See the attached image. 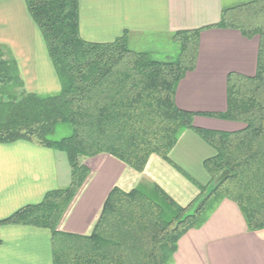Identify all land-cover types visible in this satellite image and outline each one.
I'll list each match as a JSON object with an SVG mask.
<instances>
[{"label":"trees","instance_id":"trees-1","mask_svg":"<svg viewBox=\"0 0 264 264\" xmlns=\"http://www.w3.org/2000/svg\"><path fill=\"white\" fill-rule=\"evenodd\" d=\"M24 1L61 90L28 93L16 60L0 46V144L26 141L65 153L71 183L0 225L49 229L54 264H171L180 239L224 199L239 206L249 230L264 229V0L224 10L213 26L259 39L255 75L230 73L226 111L206 114L242 126L233 132L197 128V114L176 105L179 83L196 67L204 29L174 33L178 56L159 61L130 49L125 36L105 44L85 41L79 0ZM59 128L71 132L57 140ZM186 130L216 151L204 163L211 181L197 184L200 195L194 203L181 207L157 186L130 192L115 188L90 236L58 230L89 175L85 159L106 153L142 173L153 154L168 161ZM225 172L227 177L216 183Z\"/></svg>","mask_w":264,"mask_h":264},{"label":"crops","instance_id":"crops-1","mask_svg":"<svg viewBox=\"0 0 264 264\" xmlns=\"http://www.w3.org/2000/svg\"><path fill=\"white\" fill-rule=\"evenodd\" d=\"M254 0H79L80 34L91 43H112L125 36L130 49L152 57L180 31L204 29L196 67L176 91L179 109L197 114V128L233 132L240 124L207 116L227 108L230 73L254 76L259 39L215 28L224 10ZM161 47H158L161 45ZM0 46H7L19 67L25 90L54 95L61 84L41 31L24 0H0ZM216 151L191 130L184 131L169 160L153 154L142 173L110 154L84 160L89 175L65 211L58 230L90 236L115 188L163 190L181 207L200 195L211 177L204 167ZM71 183L65 153L26 141L0 144V222L40 204L50 192ZM0 264H54L52 234L31 225H0ZM171 264H264V229L251 231L239 206L228 199L210 210L202 225L179 241Z\"/></svg>","mask_w":264,"mask_h":264},{"label":"rangeland","instance_id":"rangeland-1","mask_svg":"<svg viewBox=\"0 0 264 264\" xmlns=\"http://www.w3.org/2000/svg\"><path fill=\"white\" fill-rule=\"evenodd\" d=\"M161 45H159L158 47L163 48L162 43H160ZM3 48L7 49V51H9V48L7 46H2ZM178 47L171 43L167 46V48L160 52L159 54L154 55V59L159 60V61H172L174 60L177 56H178ZM46 96V95H45ZM70 129L68 128H59L57 134L55 135V139L60 140L66 136H68L70 134Z\"/></svg>","mask_w":264,"mask_h":264},{"label":"water","instance_id":"water-1","mask_svg":"<svg viewBox=\"0 0 264 264\" xmlns=\"http://www.w3.org/2000/svg\"><path fill=\"white\" fill-rule=\"evenodd\" d=\"M227 175H228V172H225V173H223L222 175H220V176L218 177V179L216 180V183H218V182L224 180V179L227 177Z\"/></svg>","mask_w":264,"mask_h":264}]
</instances>
